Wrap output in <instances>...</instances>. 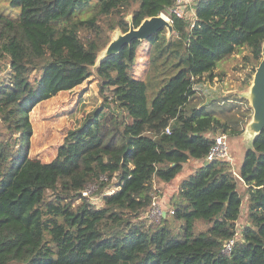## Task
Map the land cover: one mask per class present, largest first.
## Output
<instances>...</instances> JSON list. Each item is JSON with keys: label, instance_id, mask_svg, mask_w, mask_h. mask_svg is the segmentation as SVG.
<instances>
[{"label": "trees", "instance_id": "trees-1", "mask_svg": "<svg viewBox=\"0 0 264 264\" xmlns=\"http://www.w3.org/2000/svg\"><path fill=\"white\" fill-rule=\"evenodd\" d=\"M194 1L183 16L176 0H11L18 17L0 9V264H264V129L238 177L226 160L204 162L181 182L174 213L159 223L143 216L155 178L173 180L209 152L208 132L240 135L251 118L244 98L222 96L215 70L243 45L262 58L264 0ZM163 13L172 32L98 61L111 31ZM139 51L143 79L133 73ZM91 76L108 110L70 130L52 160L32 157L33 107ZM114 178L119 189L102 205L82 195ZM246 196L247 222L227 255Z\"/></svg>", "mask_w": 264, "mask_h": 264}, {"label": "rangeland", "instance_id": "rangeland-1", "mask_svg": "<svg viewBox=\"0 0 264 264\" xmlns=\"http://www.w3.org/2000/svg\"><path fill=\"white\" fill-rule=\"evenodd\" d=\"M10 1L11 0H0V9L6 11L13 17H18L21 10L20 5L19 3H14L12 5ZM92 9L93 6L88 4L83 9L77 11L76 14L85 15L91 12ZM162 16L165 19L170 20L166 13H163ZM127 18L130 19V16ZM121 34V30L118 28L111 31V41L116 40ZM108 47L109 44L99 52L98 61L103 58V56H105L108 51ZM141 54V51H139L140 56H142ZM261 59L257 61L253 57L251 50L247 46L243 45L240 46L237 51L225 61L220 62L215 70L216 72H221L223 74L222 80H218V83L221 85L222 89L224 88V91L222 90V96H228V98H232L230 101L242 97L244 98L243 103L246 102L247 106H250L249 112L251 114V118L246 125H243L240 128L241 130L243 129V132L240 133V135H243L246 130L250 133L253 132L252 130L254 129L253 124L255 115L261 110V108L255 107L254 111L253 105L255 100V92L253 89L254 76ZM92 68L94 71L95 66ZM147 68L148 57L142 56L136 61L133 73L138 79H143L147 75ZM211 84L213 88L217 87V77H215L214 82ZM104 92L110 95L109 90H105ZM107 106H110V104L107 105V103H104L103 93L100 91L98 78L96 76H91L83 84L70 91H60L50 99L36 104L30 112V118L34 128L30 155L32 157H39L44 161L52 160L57 154L58 147L63 143L64 137L69 133L70 130L80 126L83 120L96 109L104 108V110H108ZM261 119L262 118L260 117V120ZM215 134L216 133L208 132V135L213 138L217 135ZM236 136L228 135L230 153L232 157L234 156L232 154V148H237V140L238 138L241 140L242 137ZM247 140L248 139H245V142H247ZM242 148H244L243 143L240 145V149ZM180 173L181 171L179 172V175ZM183 174L184 173H182V176H184ZM179 175L177 177L178 180ZM155 180L159 181V179L156 178ZM112 183L116 184V179H113ZM154 184L155 182H153V186ZM240 190L242 191L243 189L240 188ZM163 193L164 188L154 186V194L157 197L158 195H161L162 197ZM158 199L160 201L159 197ZM160 203L165 210L171 209L169 204H166L165 206L163 205L162 201H160ZM168 203H170V201H168ZM99 204L102 205L103 201L101 200ZM143 216L146 215L144 214ZM246 222L247 206L243 204L242 214L237 221V228L242 230V227L246 225ZM207 226L208 224L205 222L200 221L197 223V228L199 231L205 230Z\"/></svg>", "mask_w": 264, "mask_h": 264}, {"label": "built area", "instance_id": "built-area-1", "mask_svg": "<svg viewBox=\"0 0 264 264\" xmlns=\"http://www.w3.org/2000/svg\"><path fill=\"white\" fill-rule=\"evenodd\" d=\"M185 7L186 3L185 0H176V6L172 9L173 12H175L179 16L185 15ZM169 18V17H168ZM170 19V18H169ZM167 132H170V129L167 128ZM215 159H221L228 161L231 165H233V157L230 153V147H229V137L226 132L218 133L213 138V144L209 150V152L204 157V162H211ZM234 176H239L238 172L233 169ZM101 180L103 181H109L106 176H102ZM115 180V178H114ZM100 189V183H89L83 190L82 195L89 198L93 204L100 206L99 204L103 198V195L105 194H112L116 192L119 189V185L110 183L108 187L104 188L102 193L99 194ZM170 213H174V209L168 210ZM167 213V210H165L158 197L155 195L152 205L146 212V216L149 218L150 221L154 223H159L162 221L163 216ZM240 235V230L237 228V231L235 233V236L231 238L230 240H227L225 242L223 252L227 255L231 253L233 246L238 239Z\"/></svg>", "mask_w": 264, "mask_h": 264}, {"label": "water", "instance_id": "water-1", "mask_svg": "<svg viewBox=\"0 0 264 264\" xmlns=\"http://www.w3.org/2000/svg\"><path fill=\"white\" fill-rule=\"evenodd\" d=\"M164 28H167L169 32L173 31L171 20L165 19L162 14L146 18L138 27L132 25L129 31L122 33L116 40L111 41L108 51L103 58L118 53L123 46L132 43L134 40L147 39ZM253 89L255 92L253 104L254 111L255 107L261 108L255 115V120L257 119V122L253 124L256 134H258L264 129V45L262 49V59L255 72ZM260 117L262 118L261 120Z\"/></svg>", "mask_w": 264, "mask_h": 264}, {"label": "crops", "instance_id": "crops-1", "mask_svg": "<svg viewBox=\"0 0 264 264\" xmlns=\"http://www.w3.org/2000/svg\"><path fill=\"white\" fill-rule=\"evenodd\" d=\"M194 0H185V3L188 7H190L191 9V12L193 11V4H194ZM226 90V88H225ZM223 91H224V88H223ZM223 103V101H222ZM245 132V131H244ZM256 135V132L255 133H250L246 130L245 133H243V135H237L239 137H241V140H237V148L236 149H233L232 148V154L234 155L233 156V168L234 170L238 171L239 170V167L241 165V162L243 160V157H244V154L246 152V150L251 146V142L254 138V136ZM236 136V137H237ZM245 139H248L247 142H245ZM241 143L244 144V148L240 149V145ZM240 149V150H239ZM239 153V154H237ZM240 157V159H239ZM236 160V162H235ZM204 163V158L201 157V158H195V157H191L186 163L183 164V169L179 175V180H178V175L171 181H157L154 179V186L156 187H162L164 188V193H163V196L161 197V195H158V197L160 198V201H162L163 205L166 206V204L168 205L169 204V207H172V203L171 201L174 199V197L177 196L178 194V191H179V187H180V184L181 182L187 177L189 176L191 173H193L197 168H199L202 164ZM182 173H184L182 176ZM157 179V178H156ZM181 179V181H180ZM172 181H180V182H172ZM240 186L242 187V189L244 190L245 188V185L243 183L240 184ZM247 200H248V197L246 196L245 199L243 200V204H245L247 206ZM168 201H170V203H168Z\"/></svg>", "mask_w": 264, "mask_h": 264}, {"label": "bare ground", "instance_id": "bare-ground-1", "mask_svg": "<svg viewBox=\"0 0 264 264\" xmlns=\"http://www.w3.org/2000/svg\"><path fill=\"white\" fill-rule=\"evenodd\" d=\"M255 122H257V119L254 120V123H255ZM251 130H252V129H251ZM252 131H253L252 133H255V132H256L254 129H253Z\"/></svg>", "mask_w": 264, "mask_h": 264}]
</instances>
